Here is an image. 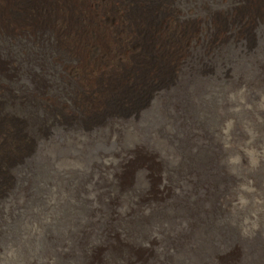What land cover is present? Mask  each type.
I'll return each instance as SVG.
<instances>
[{
  "label": "rangeland",
  "instance_id": "1",
  "mask_svg": "<svg viewBox=\"0 0 264 264\" xmlns=\"http://www.w3.org/2000/svg\"><path fill=\"white\" fill-rule=\"evenodd\" d=\"M0 22L8 28L0 44L10 48L12 64L28 58L40 71L39 104L46 111L36 112L33 131L8 101L26 88L9 85L7 96L0 90V264H82L60 253L72 248L87 219L92 187L112 179L119 146L113 135L103 145L93 133L74 130L110 118L127 119L125 146L141 142L152 155L149 202L142 206L148 224L138 246L150 248L144 235L159 240L154 201L183 193L182 200L195 199L184 186L194 159L181 150L184 134L173 108L180 102L199 120L218 179L217 208L192 233L219 254L238 249L240 264H264V73L252 84L260 75L256 65L264 68V0H0ZM33 24L36 29H25ZM79 31H98L101 43L88 38L83 49L74 47ZM107 190L113 198L114 189ZM161 213L170 234L187 227L186 218L167 222L176 215L167 204ZM91 241L88 253L100 243L98 232ZM97 252L109 264L129 259L126 250ZM168 253L166 264H196L190 252L168 246Z\"/></svg>",
  "mask_w": 264,
  "mask_h": 264
},
{
  "label": "bare ground",
  "instance_id": "2",
  "mask_svg": "<svg viewBox=\"0 0 264 264\" xmlns=\"http://www.w3.org/2000/svg\"><path fill=\"white\" fill-rule=\"evenodd\" d=\"M63 14L65 16V13ZM35 27L36 26L33 24V26L25 29L29 31ZM97 30H99V28H97ZM75 33V38L71 41L72 44H75L74 47H80V49H83L84 45H86L85 41H87L88 38H95L99 41V43H101V37L98 31L94 33V35H91L90 32L82 34L81 31ZM7 34V26L0 22V39L3 41ZM9 49L7 45L2 43L0 44V80L3 82V84H0V90L3 95L7 96V89L9 85H22L26 88L24 94H20L22 98H17L15 100L8 98V101L10 103L13 102L12 104L16 105L14 110H18V113L22 114L25 121L27 120V123H25L27 124V128L29 126V128L31 127L33 131H35L37 124L36 117L39 114L42 115L44 111L39 104V101L41 102L40 97L43 96V81H41V78L37 79V72L31 68L32 61L28 58L23 59L20 63H18L19 65L14 66L12 64L13 54L11 55ZM92 52L93 51H91L90 54ZM105 55L108 59H113L112 52L110 53L108 51ZM90 57L92 58L91 55ZM57 60L59 61V59ZM37 67L39 66L37 65ZM255 70L257 74L260 75L252 83L254 86L260 83L259 79L262 78L261 74L264 73V68L262 65L258 64L256 65ZM49 82H51V80H49ZM183 97L184 96L181 97V95H179V99H184ZM180 103L181 104L175 103L173 108L178 115L177 123L180 125L181 131L184 134L180 143L181 150L185 156L189 154L187 156L189 159H194L192 168L185 175L184 186L186 188L185 191L188 190V194L192 192L195 199L192 201L182 200L184 193L181 196L172 195L169 196L168 199L164 198L165 200H163V202L156 199L154 201L155 208H152V210L155 215L157 214L156 221L159 223L157 232L161 235V237L157 240V238H154L151 235H144L145 240L152 246L150 245V248L138 246V244H140V238L143 237L140 228L148 224V216L143 214L142 206L144 203L149 202L145 197V191L148 187V171L150 167L153 166L152 155L148 149H146L147 146L142 145L141 142H133L126 146L123 144L121 131H123V129L127 126L126 118H119L115 123H113L111 118L104 119L96 127L93 126L94 124L90 126H82L81 123L80 125L77 124L76 128L78 129L74 130V132L78 136L91 135V133H93V135L97 138V142H100L103 145L105 143L107 144L108 137L113 135L119 149L118 152L112 154V156H115L118 162L115 166H110L112 169L111 174L113 175L112 179L104 178L103 184L98 186L94 185L92 187V190H94V203H92V207L87 212L86 221L84 223H80L77 228L73 237L72 248H70L67 253H60L62 259L68 256H78L80 257V260H82V264H109L99 258L100 255L98 256L99 252H97L99 248V250L102 249L104 252L113 256H118L121 250H126L129 256V259L125 262L126 264H166L169 258V246V248L171 247L178 253H192L196 260V264L242 263L244 254H240L238 249L231 248L229 250H224L222 251V254H219V252H215V250H213L209 239L202 238L200 240L192 233V229L194 230L199 226L201 216H206V214L217 208L218 197L216 188L218 186V179L214 174L215 172L212 166V157L210 152L207 154L206 151L208 149L205 150L202 148L204 135L199 132L201 130L197 127V122L199 120H196L194 112L188 104H182L184 102ZM38 110L40 113L36 114ZM73 129L75 128H72V131ZM77 139L80 140V137L74 138V140ZM102 156H105V154L99 155V158H102ZM109 187L113 188L115 191L113 198L108 195L107 188ZM123 193L130 194L132 198L129 201L125 200L120 197ZM103 197H106L107 200L103 199ZM166 204L167 206L174 208V212L176 213L172 219L167 218V222L174 225L176 216L178 218H186L187 227L184 230H178L175 234H170V231L163 227L161 207H163V205L166 206ZM119 220H123L126 224V228L123 231H118L115 228ZM97 232L100 237V245H94L91 253H88L85 247L89 243L91 245L93 244L91 240L93 237L95 238V234ZM138 237L140 238L138 239ZM198 243H200V245L201 243L203 244L200 248L204 250V253L200 252ZM156 244L161 246L159 250L155 249L154 246H156Z\"/></svg>",
  "mask_w": 264,
  "mask_h": 264
}]
</instances>
